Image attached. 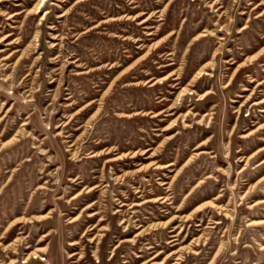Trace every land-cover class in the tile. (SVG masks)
Wrapping results in <instances>:
<instances>
[{
  "label": "rangeland",
  "instance_id": "obj_1",
  "mask_svg": "<svg viewBox=\"0 0 264 264\" xmlns=\"http://www.w3.org/2000/svg\"><path fill=\"white\" fill-rule=\"evenodd\" d=\"M38 1L0 0V264H264V0Z\"/></svg>",
  "mask_w": 264,
  "mask_h": 264
},
{
  "label": "bare ground",
  "instance_id": "obj_2",
  "mask_svg": "<svg viewBox=\"0 0 264 264\" xmlns=\"http://www.w3.org/2000/svg\"><path fill=\"white\" fill-rule=\"evenodd\" d=\"M46 1L47 0H39L38 1V3H37V5L35 6V8H34V11H37V10H39V9H41V8H43L44 6H45V4H46ZM13 11V10H12ZM42 11H40V13H41ZM12 35H14V34H12ZM54 50V49H53ZM201 74H202V71L199 73V75L198 76H201ZM207 73H203V75H206ZM183 85V84H182ZM188 94H192V92L191 91H188ZM184 95V93H181V94H179V96H178V100L180 99V98H182V96ZM206 95V93L205 94H203V95H201L200 96V99H202L204 96ZM262 104H264V101H260V102H255L254 103V106H259V105H262ZM261 112H264V110H262ZM168 179V178H167ZM251 224H257V222L256 223H254V222H252ZM171 242H173V241H171ZM34 258H38L37 256H35Z\"/></svg>",
  "mask_w": 264,
  "mask_h": 264
}]
</instances>
